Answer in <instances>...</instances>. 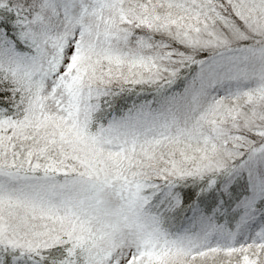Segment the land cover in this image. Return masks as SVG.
Here are the masks:
<instances>
[{
	"label": "snow or ice",
	"instance_id": "1",
	"mask_svg": "<svg viewBox=\"0 0 264 264\" xmlns=\"http://www.w3.org/2000/svg\"><path fill=\"white\" fill-rule=\"evenodd\" d=\"M0 264H264V0H0Z\"/></svg>",
	"mask_w": 264,
	"mask_h": 264
}]
</instances>
